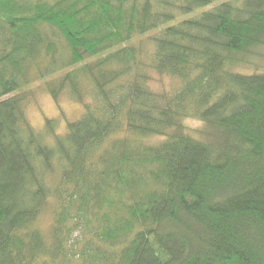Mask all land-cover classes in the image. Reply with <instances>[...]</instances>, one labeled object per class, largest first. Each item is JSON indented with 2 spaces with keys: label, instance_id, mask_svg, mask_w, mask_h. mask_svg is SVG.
Masks as SVG:
<instances>
[{
  "label": "trees",
  "instance_id": "trees-1",
  "mask_svg": "<svg viewBox=\"0 0 264 264\" xmlns=\"http://www.w3.org/2000/svg\"><path fill=\"white\" fill-rule=\"evenodd\" d=\"M261 60L264 0H0V264H264Z\"/></svg>",
  "mask_w": 264,
  "mask_h": 264
},
{
  "label": "rangeland",
  "instance_id": "rangeland-1",
  "mask_svg": "<svg viewBox=\"0 0 264 264\" xmlns=\"http://www.w3.org/2000/svg\"><path fill=\"white\" fill-rule=\"evenodd\" d=\"M261 65H264V60ZM261 68V66H260ZM153 79L151 80V85L158 90L167 89L173 90L181 85V81L178 78L166 75L158 74L157 72H152ZM31 90L33 91V99L27 106V114L31 123L36 128H41L44 124L46 118L57 117L60 114V107L64 110V114L67 120H74L79 118L83 113V106L78 102L74 101L68 95H64L57 103L53 97L46 91L43 83L39 79L31 84ZM185 123L189 127H197L200 122L194 118H187ZM66 120H62L61 130L66 129ZM143 141L147 143H156L159 141L158 136H146L142 138ZM53 217L50 213L44 214L40 217L38 221L39 227L48 232L51 228Z\"/></svg>",
  "mask_w": 264,
  "mask_h": 264
}]
</instances>
